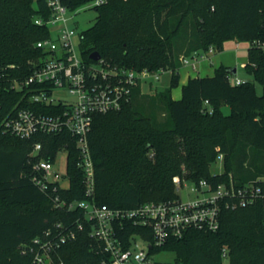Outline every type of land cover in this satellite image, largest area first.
<instances>
[{
    "label": "trees",
    "instance_id": "1",
    "mask_svg": "<svg viewBox=\"0 0 264 264\" xmlns=\"http://www.w3.org/2000/svg\"><path fill=\"white\" fill-rule=\"evenodd\" d=\"M91 1L64 3L74 10ZM41 5L42 0H0V264H34L23 245L56 222L84 217L78 208L54 206L51 196L33 183L29 161L36 141L44 142L40 156L46 159H54L68 143L71 187L61 194L68 200L84 199L76 138L68 132L21 138L2 126L8 114L31 106L25 91L12 88L11 81L30 75L33 61L42 54L36 42L50 30L34 23ZM89 8L97 16L81 32L87 61L97 51L119 66L172 69L164 90L146 98L138 86L121 109L94 116L88 139L100 204L132 208L178 198L174 177L184 174L193 181L207 179L212 187L229 174L238 183L264 176V48L253 44L248 49L245 69L254 80L234 84L233 68L221 65L212 76L190 78L180 98L172 96L182 56L210 46L219 51L231 39L264 42V0H105ZM219 153L224 154L223 171L212 173ZM83 223L76 238L55 252L54 264H103L107 254L91 235V222ZM140 231L129 227V232ZM146 237L152 239V234L147 231ZM162 252L175 254L173 264H224L225 259L228 264H264V199L223 209L216 230L190 229L150 250L155 256Z\"/></svg>",
    "mask_w": 264,
    "mask_h": 264
},
{
    "label": "built area",
    "instance_id": "2",
    "mask_svg": "<svg viewBox=\"0 0 264 264\" xmlns=\"http://www.w3.org/2000/svg\"><path fill=\"white\" fill-rule=\"evenodd\" d=\"M37 7L34 23L47 26L49 34L36 45L42 54L33 61L30 75L11 81V87L25 91L31 106L21 107L8 114L2 121L4 131L21 138H33L42 134L70 133L76 138L79 155L78 166L84 173L86 198L68 200L61 190L71 187L68 172V143L62 145L54 159L41 155L44 142L36 141L29 154L32 164L31 179L43 192L48 193L57 208L80 209L83 218L65 223L56 222L23 245V252L33 255L34 264H54L55 252L67 241L76 238L84 228L83 221L91 222V235L101 244L107 254L103 264H153L155 255L150 254L154 245L161 246L170 239L181 238L190 229L216 230L220 226L223 209H236L264 199V176L238 183L231 174L212 187L207 179L193 181L190 191L193 198L183 200L147 201L132 208H113L100 204L95 195V164L89 147L88 135L94 116L121 109L132 99L133 90L144 84L159 80L162 73L172 69L158 70L112 64L100 57L87 61L81 48V32L78 34L71 21L78 9H70L64 0H42ZM105 0H93L87 6L95 7ZM80 37L77 45L76 38ZM264 48L262 41H244ZM215 51L210 46L180 58L182 65L196 67L199 58H206ZM231 76L234 84L244 83ZM67 91L70 95L61 96ZM50 109L49 111L45 110ZM66 150L64 169L58 165V155ZM217 158L224 159L219 153ZM179 189L182 182L174 177ZM138 226L140 232H129ZM152 234V239L146 233ZM227 258V249H223Z\"/></svg>",
    "mask_w": 264,
    "mask_h": 264
},
{
    "label": "rangeland",
    "instance_id": "3",
    "mask_svg": "<svg viewBox=\"0 0 264 264\" xmlns=\"http://www.w3.org/2000/svg\"><path fill=\"white\" fill-rule=\"evenodd\" d=\"M96 16H97V12L95 9L89 8L87 6L81 7L80 10H78L76 15L74 16L73 20L71 21V25L76 28V30L79 34L81 31L91 27L94 24V22L96 20ZM76 41H77V45H78V43L80 42L79 36H77ZM78 49H79V45H78ZM238 69L241 70L243 72L242 74L246 75L250 80H254V78L249 73L242 70L240 67H238ZM170 80H171V72L170 71L162 73L160 79L154 81V83H153L154 88L151 87L150 90L144 91V96L146 98H148L152 94L157 93L158 90H157V88L155 89L156 86H158L159 90H161L162 88H165L167 85L169 86ZM255 85H256L257 92L259 94H261L262 93L261 84L259 82L255 81ZM180 89H181V84H178V86L174 87V89H173L174 94L179 93ZM60 95L61 96H68L70 98V95L68 94L67 91L61 92ZM223 109H224L225 113L229 112L228 106H224ZM159 113H160V118H163L164 117L163 110H159ZM66 155H67L66 150H61L59 152L58 165L60 166L61 169H64V167H65ZM223 168H224V160H219L218 158H216L215 162L211 166V172L212 173H220L223 171ZM178 177L180 178V180L182 182L181 187L179 189L177 188L179 196L183 200L193 198L194 194L190 191L191 186L193 185V180L188 179L187 176H185V174L182 176H178ZM155 259L163 261L167 264H173L174 260H175V254L173 252H162L160 254H157L155 256ZM224 264H228V259L224 260Z\"/></svg>",
    "mask_w": 264,
    "mask_h": 264
},
{
    "label": "crops",
    "instance_id": "4",
    "mask_svg": "<svg viewBox=\"0 0 264 264\" xmlns=\"http://www.w3.org/2000/svg\"><path fill=\"white\" fill-rule=\"evenodd\" d=\"M248 49V43L231 39L224 42L223 48L221 50L214 51L206 58H199L195 68L189 65H181L178 70L180 75L179 84H181V89L180 92L176 94L173 92L174 88L172 89L173 98L178 99L182 96L183 85H185L190 78L196 76H212L215 73L216 68L221 65L233 68L234 77H238L242 80H250L246 75L242 74L243 72L241 70L238 69V67H240L242 70L246 71L245 65L249 60ZM151 87H153V83L144 84L142 91L144 92L145 90H150ZM167 87L168 85L165 88ZM156 88L158 91H160L158 86H156L155 89ZM165 88H162L161 90H164Z\"/></svg>",
    "mask_w": 264,
    "mask_h": 264
},
{
    "label": "water",
    "instance_id": "5",
    "mask_svg": "<svg viewBox=\"0 0 264 264\" xmlns=\"http://www.w3.org/2000/svg\"><path fill=\"white\" fill-rule=\"evenodd\" d=\"M100 57H101V55L97 51H93V52L90 53V58L93 59V60H97Z\"/></svg>",
    "mask_w": 264,
    "mask_h": 264
}]
</instances>
